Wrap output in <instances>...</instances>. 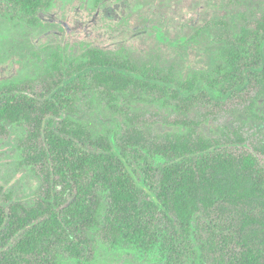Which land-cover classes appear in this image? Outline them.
<instances>
[{"label":"trees","instance_id":"obj_1","mask_svg":"<svg viewBox=\"0 0 264 264\" xmlns=\"http://www.w3.org/2000/svg\"><path fill=\"white\" fill-rule=\"evenodd\" d=\"M6 1L10 12L0 11V16L11 25L33 29L42 26L39 14L54 3ZM215 25L221 43L218 62L186 79L178 76L172 64L138 61L124 49L89 46L76 56L52 52L38 77L41 99L27 92L32 80L0 82V121L32 124L42 140L37 152L31 153L28 147L24 160H48L62 186L61 195L72 191L71 201L61 204L60 195L47 181L43 194L24 205L0 185V264H67L66 255L87 264L82 254L84 234L99 228L113 248L142 254L158 244L171 250L178 233L188 234L196 218L210 216L219 207L223 216L231 212L236 216L222 236L209 231L204 248L212 264H264V167L252 154L221 148L243 144L240 134L235 139H230L232 133L223 134L227 140L206 137L196 130L199 121L188 119L173 120L185 130L167 133L159 141L147 140L145 132L136 129H121L124 132L110 137L70 117L62 118L55 128L50 120L43 126L47 115L72 110V95L77 92L97 91L115 108L120 98L130 102L154 98L183 110L197 101H218L249 87L256 94L246 107L247 115L264 121L255 111L256 101L264 96V12L253 24L234 30L224 21ZM128 147L164 158L157 169L155 199L142 202L141 188L129 170ZM252 149L264 154V140L252 144ZM150 170V166L144 170L146 177ZM152 209L173 227L170 241L166 236L159 240L160 234L151 228Z\"/></svg>","mask_w":264,"mask_h":264},{"label":"rangeland","instance_id":"obj_2","mask_svg":"<svg viewBox=\"0 0 264 264\" xmlns=\"http://www.w3.org/2000/svg\"><path fill=\"white\" fill-rule=\"evenodd\" d=\"M6 2L0 0V11L10 12ZM263 12L264 0H100L98 4L93 0H54L49 10L39 14L42 26L38 29L11 25L0 16V82L13 78L32 80L27 92L41 99L42 83L38 77L52 52L76 56L89 46L106 51L124 49L138 61L172 64L178 76L186 79L192 72L207 71L218 62L221 43L219 26L215 24L224 21L234 30L253 24ZM255 94L256 89L249 87L218 101H197L181 110L174 103L164 104L154 98L131 102L120 98L115 108L97 91L77 92L72 95V110H63L58 116L47 115L43 126L50 120L55 128L62 118L70 117L110 137L124 132L121 129H136L145 132L147 140L159 141L167 133L185 130L173 120L199 121L196 130L206 137L227 140L225 134L232 133L230 139L240 134L245 140L243 144L230 143L221 148L252 154L264 167V154L252 149V144L264 140V121L250 118L246 112ZM255 111L264 116V96L256 101ZM35 130L32 124L0 121V185L12 192L14 200L31 205L49 182L65 205L71 201L72 191L61 195L62 186L52 174L50 162L44 158L24 160L30 148L32 153L42 146ZM128 149L129 170L141 188L142 202L155 199L159 189L157 169L164 158L140 147ZM148 166L152 170L146 177L144 170ZM150 215L151 228L162 235L158 239L166 236L170 241L173 227L158 210L152 209ZM233 216L235 212L223 216L219 207L210 216L196 218L188 234L178 233L171 250L157 244L151 252L142 254L113 248L100 228L87 231L86 244L82 245L83 260L87 264H212L204 248L209 231L222 236ZM231 246L232 243L228 244L229 249ZM65 257L67 264H78Z\"/></svg>","mask_w":264,"mask_h":264}]
</instances>
